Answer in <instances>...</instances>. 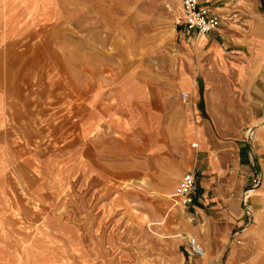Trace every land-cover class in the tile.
Instances as JSON below:
<instances>
[{"label": "rangeland", "instance_id": "rangeland-1", "mask_svg": "<svg viewBox=\"0 0 264 264\" xmlns=\"http://www.w3.org/2000/svg\"><path fill=\"white\" fill-rule=\"evenodd\" d=\"M203 37L184 34L179 0H0V264H248L234 237L206 249L189 209L167 198L180 149L163 132L145 170L130 122V98L145 117L141 90H162L168 113L175 80L189 96Z\"/></svg>", "mask_w": 264, "mask_h": 264}, {"label": "crops", "instance_id": "crops-1", "mask_svg": "<svg viewBox=\"0 0 264 264\" xmlns=\"http://www.w3.org/2000/svg\"><path fill=\"white\" fill-rule=\"evenodd\" d=\"M200 1L207 2L219 15L223 29L218 27L193 48L203 62L201 71L192 73L193 85L186 95L190 117L197 113L196 125L187 126L182 116L180 107L187 103L182 104L186 97L179 98L180 104L171 101L168 113L162 90L151 96L141 90L138 103L145 113L142 119L130 98L134 116L130 122L141 129L145 170L152 164L159 165L155 157L163 149L159 137L163 132L173 140L171 150L180 149L181 155L174 157L164 177L175 182L171 192L181 174L194 171L198 197L187 214L189 221L195 219L200 225L194 233L207 241L206 249L218 254L219 248L213 243L224 245L234 237L251 258L248 264L251 260L259 264L261 261H255L264 257V0ZM219 54L223 72L217 67ZM174 85L183 93L176 80ZM117 101L121 103L119 96ZM198 111L206 114L205 120L200 119ZM191 142L195 146H190ZM253 180H257L256 185H252ZM245 190L249 191L251 214L246 224L240 206ZM206 205H212L214 216L205 215Z\"/></svg>", "mask_w": 264, "mask_h": 264}, {"label": "built area", "instance_id": "built-area-1", "mask_svg": "<svg viewBox=\"0 0 264 264\" xmlns=\"http://www.w3.org/2000/svg\"><path fill=\"white\" fill-rule=\"evenodd\" d=\"M180 5V22L184 33L187 36H206L219 27V15L211 10L207 2L200 0H179ZM178 21V20H177ZM181 99L186 97L181 93ZM248 138L250 136L248 135ZM257 180H253L252 185H256ZM198 186L196 183L194 171H186L178 178L174 191L168 194L167 198L172 206H179L186 209L198 197ZM247 191L245 190L240 196V206L244 224L250 221V210L247 205ZM190 253L193 256L201 257L203 248L193 236L186 240Z\"/></svg>", "mask_w": 264, "mask_h": 264}, {"label": "bare ground", "instance_id": "bare-ground-1", "mask_svg": "<svg viewBox=\"0 0 264 264\" xmlns=\"http://www.w3.org/2000/svg\"><path fill=\"white\" fill-rule=\"evenodd\" d=\"M199 36H202V35H199ZM53 57V56H52ZM53 60H54V58H53ZM53 63H52V66L51 67H54L55 65H59V63H55L54 61H52ZM60 68V67H59ZM53 71V70H52ZM183 93H185L186 95H188V93L187 92H183ZM203 255H204V249H203ZM203 255L201 256V257H203Z\"/></svg>", "mask_w": 264, "mask_h": 264}]
</instances>
